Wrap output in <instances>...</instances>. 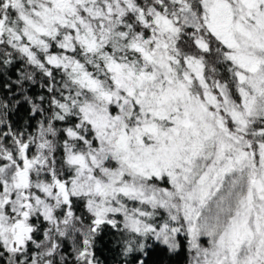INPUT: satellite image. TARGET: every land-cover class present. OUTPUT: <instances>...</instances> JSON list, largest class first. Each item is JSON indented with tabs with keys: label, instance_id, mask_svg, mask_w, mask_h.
<instances>
[{
	"label": "snow or ice",
	"instance_id": "1",
	"mask_svg": "<svg viewBox=\"0 0 264 264\" xmlns=\"http://www.w3.org/2000/svg\"><path fill=\"white\" fill-rule=\"evenodd\" d=\"M264 264V0H0V264Z\"/></svg>",
	"mask_w": 264,
	"mask_h": 264
},
{
	"label": "trees",
	"instance_id": "2",
	"mask_svg": "<svg viewBox=\"0 0 264 264\" xmlns=\"http://www.w3.org/2000/svg\"><path fill=\"white\" fill-rule=\"evenodd\" d=\"M158 264H162L166 260V257L163 254H160L157 258Z\"/></svg>",
	"mask_w": 264,
	"mask_h": 264
}]
</instances>
